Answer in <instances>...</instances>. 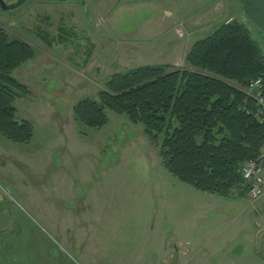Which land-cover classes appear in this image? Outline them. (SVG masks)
<instances>
[{"label":"rangeland","instance_id":"1","mask_svg":"<svg viewBox=\"0 0 264 264\" xmlns=\"http://www.w3.org/2000/svg\"><path fill=\"white\" fill-rule=\"evenodd\" d=\"M235 20L264 55V35L239 0L0 6V29L34 51L13 73L30 90L15 107L18 120L33 124V139L15 144L0 135V264H151L153 211L166 226L171 213L188 239L202 233L200 264H264V196L198 191L163 166L143 124L108 110V123L92 129L74 116L81 101H98L114 75L140 67L225 81L191 66L187 56ZM225 82L249 97L248 86Z\"/></svg>","mask_w":264,"mask_h":264},{"label":"trees","instance_id":"2","mask_svg":"<svg viewBox=\"0 0 264 264\" xmlns=\"http://www.w3.org/2000/svg\"><path fill=\"white\" fill-rule=\"evenodd\" d=\"M25 42L0 29V135L28 144L34 126L17 119L15 101L30 94L14 71L33 59ZM195 67L241 87L264 78V55L248 27L235 20L198 41L187 56ZM167 66H145L114 75L98 101L83 100L74 109L79 124L101 129L107 111L143 124L151 143L160 146L163 166L198 191L229 197L247 196L241 168L264 153V126L256 103L239 88L217 77Z\"/></svg>","mask_w":264,"mask_h":264},{"label":"crops","instance_id":"3","mask_svg":"<svg viewBox=\"0 0 264 264\" xmlns=\"http://www.w3.org/2000/svg\"><path fill=\"white\" fill-rule=\"evenodd\" d=\"M169 214L166 219L171 225L166 226L155 211L151 213V264H200L199 255L203 250L198 245L203 241L202 233L196 231L191 238H186L177 229V218L173 220Z\"/></svg>","mask_w":264,"mask_h":264},{"label":"built area","instance_id":"4","mask_svg":"<svg viewBox=\"0 0 264 264\" xmlns=\"http://www.w3.org/2000/svg\"><path fill=\"white\" fill-rule=\"evenodd\" d=\"M249 97L256 103V116L264 126V78L251 80ZM241 174L248 185V199L254 201L264 196V153L257 159L246 161Z\"/></svg>","mask_w":264,"mask_h":264},{"label":"water","instance_id":"5","mask_svg":"<svg viewBox=\"0 0 264 264\" xmlns=\"http://www.w3.org/2000/svg\"><path fill=\"white\" fill-rule=\"evenodd\" d=\"M27 0H18L16 4L7 5L0 0V6L3 11H10L22 7ZM58 2H72L77 0H54ZM84 1V0H80ZM244 13L252 20L254 25L264 35V0H239Z\"/></svg>","mask_w":264,"mask_h":264}]
</instances>
